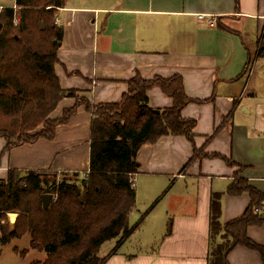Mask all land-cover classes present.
<instances>
[{"label":"crops","instance_id":"obj_1","mask_svg":"<svg viewBox=\"0 0 264 264\" xmlns=\"http://www.w3.org/2000/svg\"><path fill=\"white\" fill-rule=\"evenodd\" d=\"M8 7L16 8V0H0L1 12ZM56 22L64 28L57 65L62 88L91 105L122 101L137 75H180L187 96L205 101L190 103L182 115L197 121L195 145L206 156L194 158V144L182 135L163 136L139 152L134 187L137 205L158 203L151 210L154 242L127 238L116 252L117 244L110 248L105 264H209L213 197H220L226 225L252 204L250 192H229L233 184L264 196V0H66ZM148 96L155 109L174 105L160 87ZM76 105V98H64L52 118ZM92 119L83 104L53 140L5 152L0 139V178L12 169L86 176ZM256 211L262 222L246 233L264 248V200ZM11 243L1 248L0 264ZM11 250L26 258L34 249ZM228 260L264 264L261 252L244 245Z\"/></svg>","mask_w":264,"mask_h":264},{"label":"trees","instance_id":"obj_2","mask_svg":"<svg viewBox=\"0 0 264 264\" xmlns=\"http://www.w3.org/2000/svg\"><path fill=\"white\" fill-rule=\"evenodd\" d=\"M65 3L16 0V8L0 13V139L7 143L5 152L53 140L58 127L85 104L93 115L90 172L84 177L61 174L64 178L58 180L49 172L12 169L7 179L0 178V253L12 240L30 234L32 249L47 254L44 261L31 264H105L108 256H100L103 245L117 241L116 252L134 231L130 216L137 205L134 175L140 168V150L163 136L182 135L194 144V158L206 156L195 145L197 121L182 115L190 103L205 101L187 96L180 75L153 80L137 75L117 103L91 105L77 91L64 90L57 72L64 28L56 18ZM154 87L173 99L171 108L150 105L148 92ZM66 97L76 98V107L52 118ZM69 175L75 179H67ZM243 191L250 192L252 204L226 225L221 222L220 197H213L209 264H229L228 256L238 245L264 257V248L246 233L250 225L262 222L256 207L264 196L242 182L229 189L232 194ZM48 193L54 199L46 209L43 196Z\"/></svg>","mask_w":264,"mask_h":264},{"label":"rangeland","instance_id":"obj_3","mask_svg":"<svg viewBox=\"0 0 264 264\" xmlns=\"http://www.w3.org/2000/svg\"><path fill=\"white\" fill-rule=\"evenodd\" d=\"M51 175L56 173H50ZM58 180L63 179V175H58ZM67 179L74 180L75 178L72 175L67 176ZM146 202L137 205V209L133 214H131L130 218V226L134 228L133 233L129 237L132 241H151L154 242V213H151L154 206H151L150 203L146 206ZM160 202V201H158ZM150 208V209H149ZM149 209V211H147ZM218 243H222L221 238L219 239ZM117 243L112 241L108 242L103 245L101 249V257H105L107 252ZM18 246L19 249H30L31 246V235H26L24 238L20 240H15L10 245L5 248V260L2 264H31L35 260H42L44 261L47 258V254L42 251L38 250H30V253L27 255L26 258L15 257L12 248Z\"/></svg>","mask_w":264,"mask_h":264},{"label":"water","instance_id":"obj_4","mask_svg":"<svg viewBox=\"0 0 264 264\" xmlns=\"http://www.w3.org/2000/svg\"><path fill=\"white\" fill-rule=\"evenodd\" d=\"M55 43H57V42H55ZM54 176L56 177L57 174H54ZM53 199H54V195H53V194H50V193L45 194V195L43 196V204H44V207H45L46 209L49 208V206H50V204L52 203Z\"/></svg>","mask_w":264,"mask_h":264},{"label":"built area","instance_id":"obj_5","mask_svg":"<svg viewBox=\"0 0 264 264\" xmlns=\"http://www.w3.org/2000/svg\"><path fill=\"white\" fill-rule=\"evenodd\" d=\"M1 12V11H0ZM201 16H203V15H201ZM134 182H135V180H134Z\"/></svg>","mask_w":264,"mask_h":264}]
</instances>
